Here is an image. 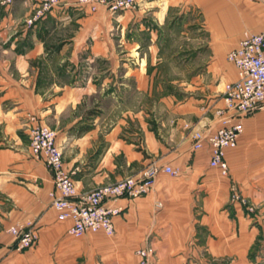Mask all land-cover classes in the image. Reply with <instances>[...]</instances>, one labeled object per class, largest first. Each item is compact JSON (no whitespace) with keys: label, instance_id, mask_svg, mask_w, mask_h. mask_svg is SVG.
<instances>
[{"label":"crops","instance_id":"crops-1","mask_svg":"<svg viewBox=\"0 0 264 264\" xmlns=\"http://www.w3.org/2000/svg\"><path fill=\"white\" fill-rule=\"evenodd\" d=\"M37 7L0 0V264H136L148 246L152 264H261L264 105L241 117L227 176L208 166L207 144L193 150L191 132L217 129L237 78L226 56L264 31V0H136L117 13L58 0L29 23ZM34 125L55 132L78 194L147 165L179 174L158 171L148 194L112 203L122 208L112 236L73 238L50 205L51 172L31 154ZM28 221L37 239L18 251L7 229Z\"/></svg>","mask_w":264,"mask_h":264},{"label":"built area","instance_id":"built-area-1","mask_svg":"<svg viewBox=\"0 0 264 264\" xmlns=\"http://www.w3.org/2000/svg\"><path fill=\"white\" fill-rule=\"evenodd\" d=\"M39 7L28 21L31 23L51 11L58 0H37ZM12 0H4L10 4ZM75 3L89 12L100 6L112 13L130 10L136 0H75ZM226 60L236 68V80L226 83L223 92V107L215 111L218 127L213 132L195 130L191 132L193 150H201L205 144L210 148L208 166L217 169L222 176L228 175L225 154L235 148L243 124L241 117L260 109L264 105V31L257 34L245 32L237 46L230 50ZM29 147L34 157L42 158L52 175L53 191L49 193L50 205L59 222L68 221L67 234L79 238L85 233H114L113 218L122 211L114 206L117 199L136 198L148 194L153 188L158 171L177 176V169L165 165L157 168L147 165L138 176H127L114 183L98 186L88 192L78 194L73 182L74 171L64 167L63 154L55 142V132L46 126L34 125L29 130ZM232 201L244 204L235 185L231 186ZM249 212L251 208L247 209ZM15 238L18 251L32 247L37 239L33 223L16 224L7 229ZM136 264H152V247L136 252Z\"/></svg>","mask_w":264,"mask_h":264},{"label":"rangeland","instance_id":"rangeland-1","mask_svg":"<svg viewBox=\"0 0 264 264\" xmlns=\"http://www.w3.org/2000/svg\"><path fill=\"white\" fill-rule=\"evenodd\" d=\"M3 3H4V0H1ZM15 0H12V2L11 3H13ZM10 3V4H11ZM102 7V6H101ZM37 9H38V7H37ZM36 9V10H37ZM36 10H35V12H36ZM35 12L33 13V14H31V16H33L34 14H35ZM89 12V11H88ZM90 13H94V12H90ZM256 252V250H254L253 251V256L255 255V257H253V258H256L257 257V255L256 254H254ZM264 259V258H263ZM261 264H264V261L261 263Z\"/></svg>","mask_w":264,"mask_h":264}]
</instances>
